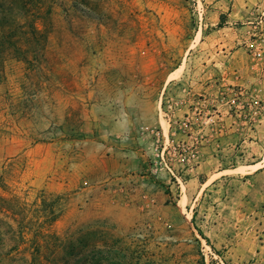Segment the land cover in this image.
<instances>
[{
    "label": "rangeland",
    "instance_id": "374dc122",
    "mask_svg": "<svg viewBox=\"0 0 264 264\" xmlns=\"http://www.w3.org/2000/svg\"><path fill=\"white\" fill-rule=\"evenodd\" d=\"M263 12L0 0V264H264V177L204 181L264 152V57L247 46ZM164 138L193 141L201 171L174 156L171 175Z\"/></svg>",
    "mask_w": 264,
    "mask_h": 264
},
{
    "label": "built area",
    "instance_id": "2783aa9c",
    "mask_svg": "<svg viewBox=\"0 0 264 264\" xmlns=\"http://www.w3.org/2000/svg\"><path fill=\"white\" fill-rule=\"evenodd\" d=\"M263 36L259 35L258 38H253L248 41L247 46H248V51L250 54L255 58V59H262L264 57V42H263ZM254 113H259L261 104L258 101L254 102ZM252 119V116H250ZM211 119V116L209 117ZM254 120V118H253ZM189 115H184L182 120H181V125H182V131L185 132L184 134L188 137L194 136V132L190 131L191 125ZM188 129V130H186ZM196 138V137H192ZM183 142H178L176 141L174 144L170 142H166V139L164 138L161 149L159 150L160 152V157L161 161L163 162L164 168L171 173V175H174V171L172 170L171 167V161L176 156V160L180 162L183 166L184 169L186 170H191V168L194 166V160L197 155L194 142H191L190 147L184 148ZM158 155V154H157ZM185 161V163H183ZM177 183L179 186L183 185L185 180L182 179L181 176H176ZM205 257H207L208 253L206 252Z\"/></svg>",
    "mask_w": 264,
    "mask_h": 264
},
{
    "label": "crops",
    "instance_id": "0c3cea01",
    "mask_svg": "<svg viewBox=\"0 0 264 264\" xmlns=\"http://www.w3.org/2000/svg\"><path fill=\"white\" fill-rule=\"evenodd\" d=\"M264 13V12H263ZM259 25H260V30L261 31H263V33H260V35L261 36H263L264 37V16H262L260 19H259ZM263 42H264V38H263ZM256 123H257V125H259L260 127L264 124V116H261L260 118H258L257 119V121H256ZM263 141H264V139H263ZM260 157V159L257 161V162H255L254 164H247V165H240L239 167H245L244 168V170L243 171H241V170H238V168L239 167H235V168H228V167H221V168H215V171H213V173H206V177H205V179H204V181L206 182V181H208V180H210V182H213L214 180H216L217 178H223L224 180H226V175H230L231 173H233V171H235V170H237V172L236 173H241V175H244V174H246V173H249L250 171L249 170H247V169H249L248 167H253V166H255V168H254V170L253 171H256L254 174H249V176H247V177H245L246 178V180L248 181V183H249V185L251 186L252 185V181L255 179V178H260V177H264V152L261 154V156H259ZM202 163H203V161H202ZM202 163L201 162H199V163H196L192 168H191V170H186V169H184L183 168V166H182V170H183V172H193L194 173V171H196V172H199V171H201V167H202ZM123 164L124 165H126L124 162H122V163H119L118 164V166H117V169L119 170V171H122L124 168L123 167H121V166H123ZM210 172V171H209ZM212 172V171H211ZM243 173V174H242ZM197 175L198 174H194V176H196V178H197ZM263 175V176H262ZM193 175H191V177H192ZM211 176V177H210ZM127 178H117V180H126ZM193 179H195V177H193L192 179H188V180H191V181H193ZM221 181H223V180H221ZM186 182H188V181H186ZM186 186H187V184H186ZM253 186V185H252Z\"/></svg>",
    "mask_w": 264,
    "mask_h": 264
},
{
    "label": "trees",
    "instance_id": "16d2710c",
    "mask_svg": "<svg viewBox=\"0 0 264 264\" xmlns=\"http://www.w3.org/2000/svg\"><path fill=\"white\" fill-rule=\"evenodd\" d=\"M71 246H72L73 248L75 247V249H76L75 251L72 250V253H71V254L77 253V252L79 251L78 248L81 246V242H80V241H77L75 246H74V244L71 245ZM73 248H72V249H73Z\"/></svg>",
    "mask_w": 264,
    "mask_h": 264
}]
</instances>
